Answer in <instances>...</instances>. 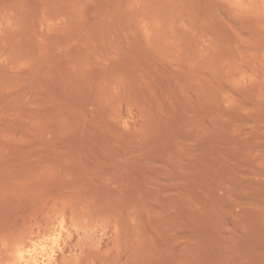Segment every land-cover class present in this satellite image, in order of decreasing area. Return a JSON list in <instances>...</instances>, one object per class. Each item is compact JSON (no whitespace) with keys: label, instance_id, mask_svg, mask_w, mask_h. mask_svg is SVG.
<instances>
[{"label":"rangeland","instance_id":"374dc122","mask_svg":"<svg viewBox=\"0 0 264 264\" xmlns=\"http://www.w3.org/2000/svg\"><path fill=\"white\" fill-rule=\"evenodd\" d=\"M41 260L264 264V0H0V264Z\"/></svg>","mask_w":264,"mask_h":264},{"label":"bare ground","instance_id":"6f19581e","mask_svg":"<svg viewBox=\"0 0 264 264\" xmlns=\"http://www.w3.org/2000/svg\"><path fill=\"white\" fill-rule=\"evenodd\" d=\"M61 219V218H60ZM59 222V221H58ZM52 229H53V227H52ZM45 231V230H44ZM51 231V230H50ZM50 231H48V232H50ZM53 231V230H52ZM33 237V236H32ZM32 237H30V238H32ZM39 238H40V236H39ZM38 240V239H37ZM37 240H35V241H37ZM29 241H31V239L29 240ZM32 242V241H31ZM38 243V242H37ZM19 244V243H18ZM32 245H33V243H31ZM23 245H25V243L23 244ZM30 245V244H29ZM25 247V246H24ZM21 248V247H20ZM31 248V247H30ZM32 249H34V248H32ZM56 249V248H55ZM62 249V248H61ZM47 250V249H46ZM16 251H17V249L15 250V253H16ZM41 251V250H40ZM50 251V250H49ZM30 252H33V250L32 251H30ZM23 253H24V248L23 249H19V254H20V257L21 258H24V256H23ZM44 253V252H43ZM49 253V252H48ZM54 253H55V251H54ZM57 253V252H56ZM28 254V253H27ZM30 254V253H29ZM34 254H36V253H34ZM51 254V253H50ZM15 255V254H14ZM43 255V254H42ZM19 256V255H18ZM44 256H45V254H44ZM47 256H49V255H47ZM52 256V255H51ZM54 256V255H53ZM16 257V256H15ZM15 257H13V258H15ZM20 257H19V259H20ZM27 257V256H26ZM36 257V256H35ZM12 258V259H13ZM37 258V257H36ZM36 258H35V260H36ZM47 258V257H46ZM51 258V257H50ZM19 259H18V262H19ZM38 260V259H37ZM48 260V259H47ZM49 260H51V259H49ZM13 261H14V259H13ZM40 261V260H39ZM42 261V260H41ZM17 262V263H18ZM11 264H13V263H11ZM19 264H49V261H42V262H39L38 263V261H33V262H28V261H26V262H20Z\"/></svg>","mask_w":264,"mask_h":264}]
</instances>
